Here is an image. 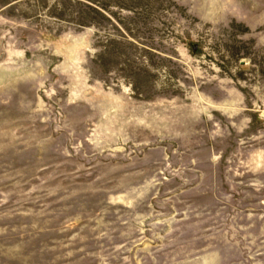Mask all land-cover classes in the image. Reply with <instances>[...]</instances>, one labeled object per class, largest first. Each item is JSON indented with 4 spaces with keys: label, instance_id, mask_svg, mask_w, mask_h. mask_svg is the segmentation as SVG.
<instances>
[{
    "label": "rangeland",
    "instance_id": "1",
    "mask_svg": "<svg viewBox=\"0 0 264 264\" xmlns=\"http://www.w3.org/2000/svg\"><path fill=\"white\" fill-rule=\"evenodd\" d=\"M0 264H264V0H0Z\"/></svg>",
    "mask_w": 264,
    "mask_h": 264
}]
</instances>
